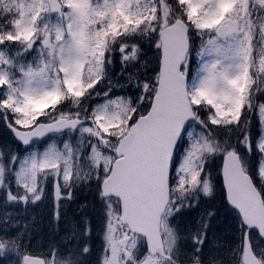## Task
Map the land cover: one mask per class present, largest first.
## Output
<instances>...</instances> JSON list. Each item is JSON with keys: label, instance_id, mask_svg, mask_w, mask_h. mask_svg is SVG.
I'll use <instances>...</instances> for the list:
<instances>
[{"label": "snow or ice", "instance_id": "6c2138e0", "mask_svg": "<svg viewBox=\"0 0 264 264\" xmlns=\"http://www.w3.org/2000/svg\"><path fill=\"white\" fill-rule=\"evenodd\" d=\"M0 126V264H93L82 190L95 264H264V0H0Z\"/></svg>", "mask_w": 264, "mask_h": 264}, {"label": "rangeland", "instance_id": "374dc122", "mask_svg": "<svg viewBox=\"0 0 264 264\" xmlns=\"http://www.w3.org/2000/svg\"><path fill=\"white\" fill-rule=\"evenodd\" d=\"M46 202L40 204L38 206L39 209H42L45 206ZM41 214L39 211H33L32 208H30L27 215L23 216V219L25 222L29 223L31 233H32V239L31 244L34 247L43 246L44 249L47 248L49 242L46 241V237L44 234H41V227L37 224L38 219L40 218ZM229 226V224H228ZM228 229L227 225L225 224L224 220L221 222L220 231H222L224 234H226V230Z\"/></svg>", "mask_w": 264, "mask_h": 264}]
</instances>
